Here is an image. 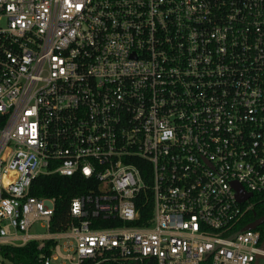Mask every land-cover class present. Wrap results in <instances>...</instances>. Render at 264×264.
<instances>
[{
    "label": "built area",
    "instance_id": "obj_1",
    "mask_svg": "<svg viewBox=\"0 0 264 264\" xmlns=\"http://www.w3.org/2000/svg\"><path fill=\"white\" fill-rule=\"evenodd\" d=\"M57 172L97 183L52 231L56 199L31 185ZM255 192L264 0H0V245L37 241L41 264H256Z\"/></svg>",
    "mask_w": 264,
    "mask_h": 264
},
{
    "label": "trees",
    "instance_id": "obj_2",
    "mask_svg": "<svg viewBox=\"0 0 264 264\" xmlns=\"http://www.w3.org/2000/svg\"><path fill=\"white\" fill-rule=\"evenodd\" d=\"M97 180L87 178L80 173L72 176L57 173H41L31 185L32 194L35 196L54 197L56 210L51 225L52 231L67 229L71 222V201L75 196L87 194L93 191ZM251 202L254 204L243 218V224L254 220L255 217H263L264 221V193H254ZM136 204L140 209V216L133 221L134 224L147 225L153 216L152 194L150 191L141 193L136 198ZM98 226H111L115 221H102ZM262 238L264 239V223L262 224ZM262 239V240H263ZM37 241L31 240L23 245L5 244L0 245V254L10 259L11 264H41L39 261L41 250ZM116 264V263H112ZM202 264H212L205 261ZM257 264V263H256Z\"/></svg>",
    "mask_w": 264,
    "mask_h": 264
},
{
    "label": "rangeland",
    "instance_id": "obj_3",
    "mask_svg": "<svg viewBox=\"0 0 264 264\" xmlns=\"http://www.w3.org/2000/svg\"><path fill=\"white\" fill-rule=\"evenodd\" d=\"M34 227L31 229V232L35 233V234H40V233H44L46 231V229L42 226H39V223H36L33 225ZM263 246H264V239H263ZM13 262L10 261V259H8L7 257H3L0 254V264H11ZM260 264H264V259L261 258L260 259Z\"/></svg>",
    "mask_w": 264,
    "mask_h": 264
},
{
    "label": "water",
    "instance_id": "obj_4",
    "mask_svg": "<svg viewBox=\"0 0 264 264\" xmlns=\"http://www.w3.org/2000/svg\"><path fill=\"white\" fill-rule=\"evenodd\" d=\"M237 189V198L240 202H243L252 196V193L246 192L244 187L239 184H237ZM257 264H260V259L257 261Z\"/></svg>",
    "mask_w": 264,
    "mask_h": 264
},
{
    "label": "flooded vegetation",
    "instance_id": "obj_5",
    "mask_svg": "<svg viewBox=\"0 0 264 264\" xmlns=\"http://www.w3.org/2000/svg\"><path fill=\"white\" fill-rule=\"evenodd\" d=\"M255 219H258V220H260L261 222V227H262V224L264 223V221H263V217H255Z\"/></svg>",
    "mask_w": 264,
    "mask_h": 264
}]
</instances>
